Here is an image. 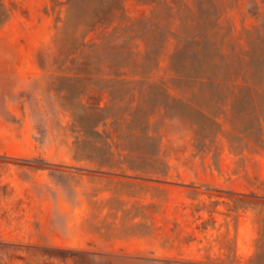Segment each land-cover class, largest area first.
<instances>
[{"label": "rangeland", "instance_id": "obj_1", "mask_svg": "<svg viewBox=\"0 0 264 264\" xmlns=\"http://www.w3.org/2000/svg\"><path fill=\"white\" fill-rule=\"evenodd\" d=\"M1 1L0 264H264V123L196 76L264 55V0Z\"/></svg>", "mask_w": 264, "mask_h": 264}, {"label": "trees", "instance_id": "obj_2", "mask_svg": "<svg viewBox=\"0 0 264 264\" xmlns=\"http://www.w3.org/2000/svg\"><path fill=\"white\" fill-rule=\"evenodd\" d=\"M70 1L72 0L67 1L69 7ZM10 15L11 12L0 0V26L9 20ZM68 19H70V16L69 18L67 17ZM246 57L244 59L239 55H218L217 57L204 55L203 59L198 60L200 72L196 73V76L199 82L209 86L211 89H232V99L229 104L230 113L235 119L245 118L247 120L249 126L246 128V133L250 138H254L259 135L264 123V55H246ZM54 76L56 81L66 83L67 87H71V83H74L75 80L74 76ZM192 76L194 77L192 74L187 75V80L191 81L193 79ZM94 96L88 94V99L85 103L91 106H86L82 102L83 97L73 95L71 99L75 101H72L70 103L71 107L68 108L71 117L76 120L79 116L76 111L79 110L83 117L89 119L88 110L91 109L90 107L99 110L100 105L95 102L96 97ZM96 126L97 123L93 125V128H96ZM85 128L86 134L87 126ZM82 129H84V126ZM39 142L41 141L39 140ZM230 148L232 149V145ZM96 163L101 170L108 169L110 172L113 169L107 161L96 160ZM127 169L134 173L162 174L160 171L152 170L145 172V170L137 166L127 165ZM248 196V194L243 195V197Z\"/></svg>", "mask_w": 264, "mask_h": 264}]
</instances>
